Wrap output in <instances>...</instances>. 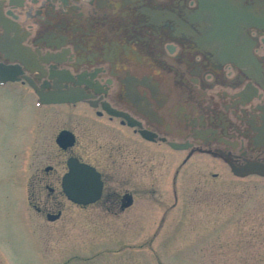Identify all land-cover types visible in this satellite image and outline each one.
Instances as JSON below:
<instances>
[{
    "label": "flooded vegetation",
    "instance_id": "flooded-vegetation-1",
    "mask_svg": "<svg viewBox=\"0 0 264 264\" xmlns=\"http://www.w3.org/2000/svg\"><path fill=\"white\" fill-rule=\"evenodd\" d=\"M0 142L35 256L67 223L155 226L192 159L264 179L248 171L264 172V0H0ZM72 163L100 187L86 204L65 192Z\"/></svg>",
    "mask_w": 264,
    "mask_h": 264
},
{
    "label": "rangeland",
    "instance_id": "rangeland-1",
    "mask_svg": "<svg viewBox=\"0 0 264 264\" xmlns=\"http://www.w3.org/2000/svg\"><path fill=\"white\" fill-rule=\"evenodd\" d=\"M12 131L10 126L5 142ZM16 149L0 142L6 156L0 161V259L9 264H264V179H233L204 156L181 171L188 184L177 181L178 201L167 214H156L155 226L141 227V234L134 228L117 234L67 223L42 246L43 255L35 256L37 246L12 218L22 189L19 177H12L13 168H20ZM166 166L156 164L158 177ZM214 172L221 174L218 179L210 176Z\"/></svg>",
    "mask_w": 264,
    "mask_h": 264
},
{
    "label": "water",
    "instance_id": "water-1",
    "mask_svg": "<svg viewBox=\"0 0 264 264\" xmlns=\"http://www.w3.org/2000/svg\"><path fill=\"white\" fill-rule=\"evenodd\" d=\"M250 172H259L264 175L256 166H248ZM235 173H240L239 170L233 169ZM93 169L79 163L70 164V172L64 178L65 192L69 199L78 203L86 204L92 201L99 192L100 187H93L91 182L94 181ZM77 184V185H76Z\"/></svg>",
    "mask_w": 264,
    "mask_h": 264
}]
</instances>
